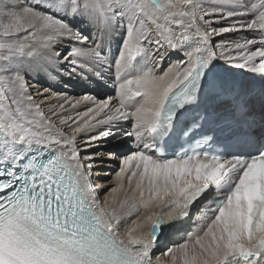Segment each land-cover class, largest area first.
<instances>
[{
    "label": "snow or ice",
    "instance_id": "1",
    "mask_svg": "<svg viewBox=\"0 0 264 264\" xmlns=\"http://www.w3.org/2000/svg\"><path fill=\"white\" fill-rule=\"evenodd\" d=\"M240 32L260 35L224 39ZM165 46L185 56L167 70ZM113 65L117 104H46L40 88L37 103L29 84ZM233 67L260 83H229ZM226 95L231 112L212 103ZM127 120L135 149L107 153L120 167L101 200L103 153L81 157L78 139L92 147ZM196 205L197 229L154 259L166 223ZM0 264H264V0H0Z\"/></svg>",
    "mask_w": 264,
    "mask_h": 264
},
{
    "label": "bare ground",
    "instance_id": "2",
    "mask_svg": "<svg viewBox=\"0 0 264 264\" xmlns=\"http://www.w3.org/2000/svg\"><path fill=\"white\" fill-rule=\"evenodd\" d=\"M20 3H23V1L19 0ZM254 2V0H252ZM259 32H240V33H230L226 34L224 39L225 40H232V39H242L247 36H259ZM117 36V37H116ZM122 38L121 32H116L111 35V37H105L103 45L101 46L105 52V55L107 59L114 60L117 56V52L120 46V40ZM221 39V37H213V42H217ZM91 38L87 42H81V43H75V42H69L65 41L63 43V48H72V47H92L94 44L90 41ZM113 43L116 44L117 50H113L109 48V45H112ZM146 48L149 49L150 52H155L157 46L153 44L145 45ZM108 51V54H107ZM160 51L162 52L164 59L163 61L156 60V63L161 64V68L163 70H167V68L170 65H173L177 63L178 61H182L185 59V56L183 52L181 51H173L170 48H167L165 46L164 48H161ZM145 61L140 60L138 68H142ZM221 65H223V61L220 62ZM231 71L235 73V75L239 78H241L242 75H244L246 80L248 81H254L255 83L250 82V85H258L260 83L261 77L260 74L251 73L247 69H238V68H230ZM58 71H62L59 69ZM101 71L104 72V75L102 77H95L93 76L91 79H88L89 82H86L88 85L85 84H79V85H71L74 81V77L76 75H73L71 80L67 77L66 73L63 74V78L60 76L56 77H47L43 74L39 78V83H36L35 79H29V84L32 85L33 89V96L36 97V102L39 103L40 99L38 94L35 92L36 88L48 89L47 92L44 93L45 96L51 97L50 100L46 101L45 103H51V104H59L64 101V98L67 97L72 100L81 99L85 94L91 95L94 100H100L104 99L106 97H112V103L117 104L118 101L115 98V87L118 83V81L115 79V68L114 65L112 67H107L105 69H101ZM159 72L160 69H157ZM231 73V72H230ZM232 73V74H234ZM237 73V74H236ZM138 72H134L132 74V78H135ZM33 77H35V73L32 74ZM241 75V76H239ZM46 78V79H45ZM243 78H241V84L240 85H249L247 83H243ZM245 80V81H246ZM71 81V82H70ZM84 81V80H83ZM80 83V82H77ZM49 84L53 86H63L62 90L59 89H52L54 87L49 86ZM60 85V86H59ZM66 87V88H64ZM102 91L104 93L102 94ZM249 97L254 98L255 89H248ZM243 99V98H242ZM256 103L258 104V100H256ZM92 106V105H88ZM85 109V105L81 104L79 107V111H83ZM44 110L47 112V107L44 108ZM131 120L122 121L121 126L119 129L116 130V135H120V133H123L125 131L131 130ZM115 135V136H116ZM117 135V136H118ZM108 137L107 139L98 140L91 142L92 147H87L88 141L87 137H84V139H78V144L80 146V154L81 157L88 156L93 150L98 151L99 153H103V160L98 157L95 161H93V182L100 188V195L101 200L104 199L106 187L111 186L110 181L114 178V170L117 168L118 163L120 160L118 158L116 159H109L107 153L109 152H115L117 153V156H119L121 153L127 154L129 148L128 145H131V148L134 150L135 145L131 144V141L129 138L124 137L123 135L119 137ZM122 142H126L124 146H122ZM85 163H88L87 160H85ZM199 208V205L194 206L191 209V213L188 218H178L174 223H167L165 226L167 228L166 233L163 234V241L161 243L157 242L152 250L153 258L159 256L165 249L169 247H174L176 244L182 242L184 239H186L189 235V233L194 232L197 229V224L200 220L199 213L197 209ZM173 230V231H172ZM172 231V232H171ZM160 240V239H159ZM158 240V241H159Z\"/></svg>",
    "mask_w": 264,
    "mask_h": 264
},
{
    "label": "rangeland",
    "instance_id": "3",
    "mask_svg": "<svg viewBox=\"0 0 264 264\" xmlns=\"http://www.w3.org/2000/svg\"><path fill=\"white\" fill-rule=\"evenodd\" d=\"M21 1H23V3H25V0H21ZM32 2H34V0H32ZM117 37V36H116ZM93 44L95 43V41H94V39L93 38H91V40H90ZM109 48H111V49H113V50H117V49H115L116 48V44L115 43H113L112 45H109ZM107 54H108V51H107ZM223 64V63H222ZM222 67L224 66V65H221ZM229 72H231V73H234L233 71H231L230 69L228 70ZM235 74V73H234ZM237 74V73H236ZM239 76H241V75H239ZM242 77H244L243 78V83H247V84H251L250 82H252V83H255L254 81H248V80H246L245 78V76L244 75H242L241 76V78ZM46 79V78H45ZM74 81L75 82H73L74 83V85H73V83L71 84V85H73V86H77V85H79V84H82V83H77L78 81H80V82H82L83 80L84 81H88V79H85V78H82L81 76H79V75H76L75 77H74ZM78 80V81H77ZM246 80V81H245ZM53 85H55V84H53ZM52 84L50 85L49 84V86H52V87H54V88H52V89H59V90H62L63 89V86H60V87H58V85L57 86H53ZM253 85V84H252ZM64 88H66V87H64ZM67 89V88H66ZM104 93V91H102V94ZM118 135V134H117ZM115 136V137H119V136H121L122 135V133H120V135H118V136ZM81 150V149H80ZM121 154H123V153H121ZM119 167H120V162L118 163V166H117V168L114 170L115 172H114V174L119 170Z\"/></svg>",
    "mask_w": 264,
    "mask_h": 264
}]
</instances>
